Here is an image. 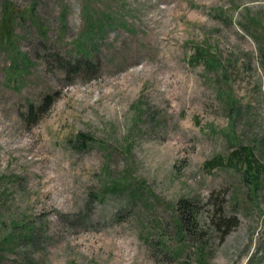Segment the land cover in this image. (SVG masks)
Masks as SVG:
<instances>
[{
    "label": "rangeland",
    "instance_id": "rangeland-1",
    "mask_svg": "<svg viewBox=\"0 0 264 264\" xmlns=\"http://www.w3.org/2000/svg\"><path fill=\"white\" fill-rule=\"evenodd\" d=\"M0 28V264H264V0H0Z\"/></svg>",
    "mask_w": 264,
    "mask_h": 264
},
{
    "label": "trees",
    "instance_id": "trees-1",
    "mask_svg": "<svg viewBox=\"0 0 264 264\" xmlns=\"http://www.w3.org/2000/svg\"><path fill=\"white\" fill-rule=\"evenodd\" d=\"M15 11V10H14ZM14 11L12 9L11 6H4V10H3V5H2V10H1V16H2V20H1V26L3 28V19L6 22V28H8L11 24H12V15L14 14ZM5 13L4 17L3 14ZM1 29V28H0ZM91 31H88V33H90ZM3 40V36L2 39L0 41ZM80 51H82L83 53H87L86 49L83 48L82 46L80 47ZM52 101V95L47 94L46 96L43 97L41 104L38 107H35L33 105V103L30 102V104H28V110L26 112V114L28 116H32V113H34L33 118L28 119V122H32L37 120L38 118V114L39 112H34L35 108H38L41 113L44 112L47 108V106L51 103ZM251 158H249V163H248V172L250 171V167L252 165L250 160ZM216 160H214L215 162ZM176 211L178 214V222L181 224L182 230L183 231H187L189 234H193L194 233V228H195V222H196V215H197V207L195 205L194 202H192V200H188L186 198H180L177 201L176 204ZM219 219H221V216H219ZM225 222V225H227L229 223V227L234 225L235 223L233 222V220L228 219ZM15 225V224H14ZM29 228L26 229V231L28 232ZM31 233V230H29Z\"/></svg>",
    "mask_w": 264,
    "mask_h": 264
}]
</instances>
